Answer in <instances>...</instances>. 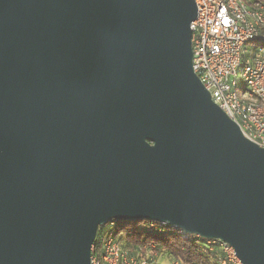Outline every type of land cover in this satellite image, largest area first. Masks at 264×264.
Listing matches in <instances>:
<instances>
[{"label": "water", "instance_id": "obj_1", "mask_svg": "<svg viewBox=\"0 0 264 264\" xmlns=\"http://www.w3.org/2000/svg\"><path fill=\"white\" fill-rule=\"evenodd\" d=\"M195 0H0V264H91L152 222L264 264V148L194 71Z\"/></svg>", "mask_w": 264, "mask_h": 264}, {"label": "built area", "instance_id": "obj_2", "mask_svg": "<svg viewBox=\"0 0 264 264\" xmlns=\"http://www.w3.org/2000/svg\"><path fill=\"white\" fill-rule=\"evenodd\" d=\"M193 68L205 89L244 135L264 148V0H195ZM255 44L253 51L247 47ZM245 89L239 95L240 86ZM92 246L91 264H152L131 255L110 231ZM217 242L222 264H241L234 248ZM178 264V263H175Z\"/></svg>", "mask_w": 264, "mask_h": 264}, {"label": "trees", "instance_id": "obj_3", "mask_svg": "<svg viewBox=\"0 0 264 264\" xmlns=\"http://www.w3.org/2000/svg\"><path fill=\"white\" fill-rule=\"evenodd\" d=\"M106 227L100 228L95 244H100ZM131 255L147 258L152 264H222L224 254L214 241L189 235L169 225L147 221L116 223L110 229ZM151 250L160 256L156 263L146 257Z\"/></svg>", "mask_w": 264, "mask_h": 264}, {"label": "rangeland", "instance_id": "obj_4", "mask_svg": "<svg viewBox=\"0 0 264 264\" xmlns=\"http://www.w3.org/2000/svg\"><path fill=\"white\" fill-rule=\"evenodd\" d=\"M256 47V45L255 44H251V45H249L248 47H247V49H248V52H251V51H253V49ZM245 89V87H244V85H241L240 86V90H239V95L240 96H242V92H243V90ZM127 248V250H130L128 247H126ZM147 254H146V257H149V258H152L153 259V261L154 262H158L159 260H160V256L157 254H155V253H153L151 250H148L147 252H146ZM141 255V254H140ZM139 255V258L141 257Z\"/></svg>", "mask_w": 264, "mask_h": 264}]
</instances>
